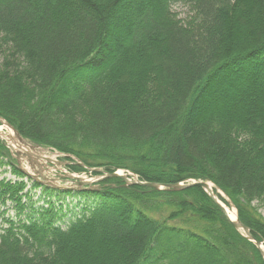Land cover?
I'll return each mask as SVG.
<instances>
[{
    "label": "trees",
    "instance_id": "16d2710c",
    "mask_svg": "<svg viewBox=\"0 0 264 264\" xmlns=\"http://www.w3.org/2000/svg\"><path fill=\"white\" fill-rule=\"evenodd\" d=\"M0 116L89 167L209 180L264 242V0H0ZM14 163L0 141L18 178L0 203L25 215L5 219L0 264H264L199 186L106 177L78 194L27 185ZM55 192L81 198L65 228Z\"/></svg>",
    "mask_w": 264,
    "mask_h": 264
},
{
    "label": "water",
    "instance_id": "95a60500",
    "mask_svg": "<svg viewBox=\"0 0 264 264\" xmlns=\"http://www.w3.org/2000/svg\"><path fill=\"white\" fill-rule=\"evenodd\" d=\"M0 123L4 125V127L7 129V132H2L0 130V140H5V145L9 148L11 152L15 153L17 158L20 157L27 158L29 163H31V161H34L35 156L32 150L37 149L39 151H42V149L27 143L18 134L16 129L13 126H11L4 118L0 117ZM14 137L17 139V142L14 140ZM49 161H51V159ZM84 167L87 168L89 171L101 172L102 175L98 178L118 177L122 179L124 181V184L126 185L137 184V185L148 186L156 190L170 189L176 191V190H183L192 186H200L206 192V194L213 200V202L219 206V208L226 215V217L233 225V227L238 232H240L247 240L251 241L255 245V247L258 249L264 261V243L257 240L251 234L250 229L239 220L236 211L234 212L235 215L233 218L229 216L227 210L231 209L233 205L219 189H217V192L213 190L214 185L212 182L206 180H199V179H186L181 182H172V183L144 182L139 180L138 176L135 173L128 170L117 169L113 172H106L101 170L100 168H91L87 166ZM216 193L220 195L223 194L224 199L228 202V207L218 199Z\"/></svg>",
    "mask_w": 264,
    "mask_h": 264
},
{
    "label": "bare ground",
    "instance_id": "6f19581e",
    "mask_svg": "<svg viewBox=\"0 0 264 264\" xmlns=\"http://www.w3.org/2000/svg\"><path fill=\"white\" fill-rule=\"evenodd\" d=\"M14 140L17 142V139L15 137H14ZM32 152L34 153L35 159H34V161H31V162H33L34 165H28L27 163H23L25 161H28L27 158H24V157H20V158L15 157L14 158V160H15L14 164H16L17 168L24 174V176H23L24 182H26V181L31 182V180H33V181L38 182L40 185L50 187V188H56V189H60V190L69 189V188L73 187L74 185H78L79 183L81 185V181L78 182L76 177H75L76 179L75 178L73 179L72 175L70 174L71 172H73V173H78V172H74L71 170V168L68 167L69 164H72L69 159L63 158V157L58 156L56 154H51V151L45 153V155L37 149L32 150ZM42 157H43V159H42ZM50 159H51V161H49ZM73 163H75L79 166H82V167L87 166L83 162H81L80 160H77L75 157H73ZM60 165H63L65 167L64 171H60V170L52 171L51 168H49V167L57 168ZM21 167H24L27 170L22 171ZM87 167H89V166H87ZM91 168H93V167H91ZM85 169H87V168H85ZM7 171L9 172L10 168H7V166L3 167L0 169V174L2 172L4 173ZM24 178H26V180H24ZM16 179H18V178L16 177L15 180ZM80 179H81V177H80ZM36 188H39L41 190L40 187H36ZM76 190H77L78 194H80L81 187L77 188ZM43 193H45V192H43ZM42 195H43L42 198L38 196L39 199L35 200L37 202L40 199H43L42 204H38V205L49 204V202L51 201V199H49L50 196H48V195L46 196L44 194H42ZM65 195H66L65 192H55L52 194V198L54 200L58 201L57 205H56L57 209L60 212L61 211L60 204L62 205V203H63L65 205H69V206H67V207H69V209H67V211L72 210L73 208H77V211L73 212V215L76 214L80 210V207H81V198H76L74 200L72 199L71 202L75 204V205L74 204L72 205V204H68V201L65 199ZM47 199H49V200H47ZM33 200H34V197H33ZM65 201H66V203H65ZM71 206L73 208H71ZM59 207H60V209H59ZM227 212L231 218L234 217L235 213H234L233 209H228ZM15 217L17 218L16 214H15ZM16 218L7 216V219H11L13 221L14 220L17 221ZM19 218H21V217H19ZM5 219L6 218H4L3 226H1L0 234L2 233L3 228L6 227V225H7L5 222ZM68 222H69V220H68ZM68 222H67V224H68ZM59 225L61 226V224H59ZM62 228H65V227H62Z\"/></svg>",
    "mask_w": 264,
    "mask_h": 264
},
{
    "label": "rangeland",
    "instance_id": "374dc122",
    "mask_svg": "<svg viewBox=\"0 0 264 264\" xmlns=\"http://www.w3.org/2000/svg\"><path fill=\"white\" fill-rule=\"evenodd\" d=\"M171 8H172V11L176 14V16L178 18H181V19L187 18L190 14V8L185 3H175L172 5ZM0 128H1V130H7L3 125ZM82 175H86V174L84 172H82ZM88 176H90V175H88ZM3 177L6 179H11V180H15V178H16L10 171L4 172V173L2 172L0 174V178H3ZM92 179L94 180V178L90 177V180H92ZM24 180H26V178H24ZM26 182H27V185L30 184V182H28V181H26ZM32 193L34 194V196H33L34 200L39 199V197H41V198L43 197V195L41 194V190L39 188L33 189ZM76 198H78V197H72V196L65 197V199L68 201V204H72V205L74 203H72L71 200L72 199L74 200ZM42 202H43V199H40L39 201H37L35 203L34 206H38V204H42ZM65 203H66V201H65ZM60 206H61L60 215L62 214L63 216L61 215V219L57 223L61 224L62 227H65L67 225L69 218L72 217L73 212L77 211V208H73L71 206V208H73V209L67 211V209H69V207H67V206H69V205H65L62 203V205L60 204ZM56 209H57V207H56ZM259 210H260L262 216L264 217V205L260 204ZM15 214H16V212H15L14 208H12V205L9 202H7L6 205H1V203H0V230H1V226H3L4 218H7V216L16 218ZM19 217L23 218L24 215L20 214L16 219H18Z\"/></svg>",
    "mask_w": 264,
    "mask_h": 264
}]
</instances>
